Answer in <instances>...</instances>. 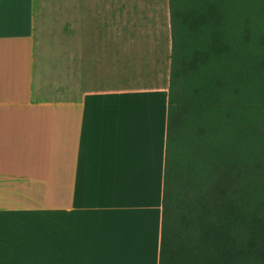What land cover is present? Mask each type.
Masks as SVG:
<instances>
[{
    "label": "crops",
    "instance_id": "0c3cea01",
    "mask_svg": "<svg viewBox=\"0 0 264 264\" xmlns=\"http://www.w3.org/2000/svg\"><path fill=\"white\" fill-rule=\"evenodd\" d=\"M170 61L168 0H0V264H158Z\"/></svg>",
    "mask_w": 264,
    "mask_h": 264
},
{
    "label": "trees",
    "instance_id": "16d2710c",
    "mask_svg": "<svg viewBox=\"0 0 264 264\" xmlns=\"http://www.w3.org/2000/svg\"><path fill=\"white\" fill-rule=\"evenodd\" d=\"M158 264H264V0H168Z\"/></svg>",
    "mask_w": 264,
    "mask_h": 264
},
{
    "label": "rangeland",
    "instance_id": "374dc122",
    "mask_svg": "<svg viewBox=\"0 0 264 264\" xmlns=\"http://www.w3.org/2000/svg\"><path fill=\"white\" fill-rule=\"evenodd\" d=\"M115 260H116V259H115ZM112 261H113V260H112ZM110 264H118V263H116V262H114V263H113V262H111Z\"/></svg>",
    "mask_w": 264,
    "mask_h": 264
}]
</instances>
